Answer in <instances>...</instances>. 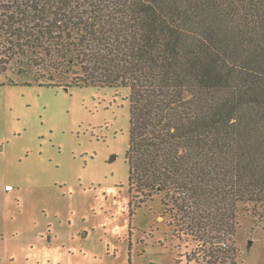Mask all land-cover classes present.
I'll use <instances>...</instances> for the list:
<instances>
[{
	"label": "trees",
	"instance_id": "1",
	"mask_svg": "<svg viewBox=\"0 0 264 264\" xmlns=\"http://www.w3.org/2000/svg\"><path fill=\"white\" fill-rule=\"evenodd\" d=\"M8 70L130 88V205L159 195L202 242L187 261L238 264V204L264 216V0H0Z\"/></svg>",
	"mask_w": 264,
	"mask_h": 264
},
{
	"label": "rangeland",
	"instance_id": "2",
	"mask_svg": "<svg viewBox=\"0 0 264 264\" xmlns=\"http://www.w3.org/2000/svg\"><path fill=\"white\" fill-rule=\"evenodd\" d=\"M29 80L0 77V264H207L159 195L130 205V88ZM254 209L236 210L238 264H264Z\"/></svg>",
	"mask_w": 264,
	"mask_h": 264
},
{
	"label": "built area",
	"instance_id": "3",
	"mask_svg": "<svg viewBox=\"0 0 264 264\" xmlns=\"http://www.w3.org/2000/svg\"><path fill=\"white\" fill-rule=\"evenodd\" d=\"M6 189H7V190H11V189H12V186H11V185H7V186H6Z\"/></svg>",
	"mask_w": 264,
	"mask_h": 264
}]
</instances>
